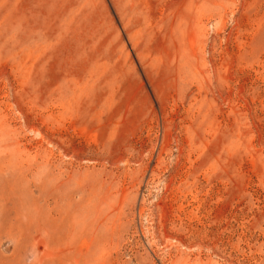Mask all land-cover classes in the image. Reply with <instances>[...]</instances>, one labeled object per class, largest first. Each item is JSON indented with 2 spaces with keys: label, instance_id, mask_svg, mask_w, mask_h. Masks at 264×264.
<instances>
[{
  "label": "rangeland",
  "instance_id": "obj_1",
  "mask_svg": "<svg viewBox=\"0 0 264 264\" xmlns=\"http://www.w3.org/2000/svg\"><path fill=\"white\" fill-rule=\"evenodd\" d=\"M0 264H264V0H0Z\"/></svg>",
  "mask_w": 264,
  "mask_h": 264
}]
</instances>
